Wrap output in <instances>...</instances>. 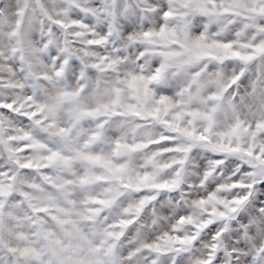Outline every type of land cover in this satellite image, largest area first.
Instances as JSON below:
<instances>
[{
  "label": "snow or ice",
  "instance_id": "snow-or-ice-1",
  "mask_svg": "<svg viewBox=\"0 0 264 264\" xmlns=\"http://www.w3.org/2000/svg\"><path fill=\"white\" fill-rule=\"evenodd\" d=\"M0 264H264V0H0Z\"/></svg>",
  "mask_w": 264,
  "mask_h": 264
}]
</instances>
